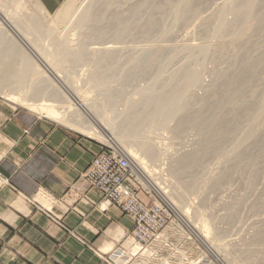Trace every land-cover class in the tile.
Wrapping results in <instances>:
<instances>
[{
	"label": "bare ground",
	"instance_id": "obj_1",
	"mask_svg": "<svg viewBox=\"0 0 264 264\" xmlns=\"http://www.w3.org/2000/svg\"><path fill=\"white\" fill-rule=\"evenodd\" d=\"M74 1L75 0H66V2H63L54 14L57 20L66 22V26L64 27V31L66 33H64L63 30L58 31V27H56L53 23L49 26H43V23H40L41 21L39 22V19L42 16L44 17L45 15H49L39 1V4L36 5V14L32 17H29V14H26V17H22L25 13L18 16L16 13H11L10 11H7V9L2 8L0 5V94H2L9 102L25 105L27 109L32 111L36 110L42 113L45 117L61 122L64 125L66 124L67 127L82 134H86L89 137L94 136L96 138H100L104 140V142H110V145L114 146L115 149L121 151L127 158L130 159L129 161L131 162V166L136 173L135 178L139 183H141L144 189L137 194L139 199H141L140 194H142L143 197L146 198V202H150V198L155 201L160 200L162 202H166L168 206L172 207L174 214L176 213V215L183 221V223L193 233L194 237L202 244L205 250L212 254L214 258H217L219 264H233V261L235 260H233L230 255L228 256L225 248L221 246L222 244H220L221 242L219 241L220 237L218 236V231H213L211 226L209 227L210 224L207 221V218L200 216L199 220H195V216L192 215L194 210L190 209V206L185 204L181 205V203L177 204L178 200H174L180 198V194H175V192L170 190H162L159 186L153 183L148 174H151L154 169L150 168V165L147 164L146 160L154 159L157 154L152 143L144 138L145 136L143 137L141 135V128L145 124L152 127L151 129L166 127L169 120L174 117L177 118L178 125L181 129L188 125L202 127L204 123L203 120L205 118L208 119V123L205 127V131L207 132L201 134V139H199L196 150L189 154H185L183 156L181 155L178 160H175L177 165H180L179 168L181 167L182 169H180L182 171L184 170V172L190 169L193 170V168H199L203 159L208 154L214 152L220 153L218 152L222 149L220 141L224 138H226V140H231L237 129H240V123L244 119L247 121V126L243 132L241 131L243 135L238 138V140L237 137L235 139L234 136L233 140L237 141L234 145L232 144L234 146L233 151L236 152L237 155L239 154L240 149L248 150L249 148L247 149L245 147H247L246 145H249L250 142H253L256 148L259 147L262 143V139H264V89L258 91L256 89L258 86L256 83L261 79L260 77H263L264 55L263 53L259 54L260 52L254 53L252 50L254 48V44H257L253 40L255 34L264 32V0H234L223 4L220 8L219 23L216 25L217 27L215 31L216 34L221 39H223V37L230 36V40H228L227 45L231 49V54L235 57H239L241 55V58L245 57L246 59H242L237 65L231 64L225 71H220L221 73L216 74V78L214 77L216 81L213 85H211L212 87L209 90L207 89L208 92L205 98L198 100L196 104H191V102L195 100V97L190 92V89L194 84H197L196 82L199 80V77L195 69L190 68V66L189 68H182V66L181 68L183 70L180 71L179 69V72L181 73L177 74L176 72V75L179 77L172 76L171 79L168 78V83L162 87L159 95H155L152 86H150L140 91V100H127V98L125 100L126 103H123L126 105L123 122L119 125L120 129H118L117 132L112 131V133L108 131L109 126H111V122L110 118L107 116L106 110H109L110 107L113 106L115 99L118 100V98H115L116 96L114 95V92L112 90H107L101 105H86L87 99L84 98L83 100H79L76 96L79 91L74 90L72 85L65 80L63 75H61L62 70L60 69L59 62L67 59L71 63H87L90 61V57H93L95 60L92 63L93 69H91V86L95 88L109 87L108 85L111 79L108 74L106 75L104 73L102 66H110L115 53L112 50L113 47L111 45H107L108 41H105L107 36L106 34H111L114 39H120L123 33L133 28H140L142 31L150 28V26L155 23V20L154 17L149 16L141 25L134 20V17L138 14L141 5L144 1H146L142 0V2L136 3L130 7L128 5L129 9L126 11L127 14L126 12L124 13L119 11V13L111 12L110 20L108 23L106 22L107 24H105V26L103 25L102 27H98V22L93 23V29L86 34H83V36H85L83 41L77 44L76 47H71L69 46V31L74 30L75 27L82 26L83 23H87L90 21V18L93 20L95 19V21H102V19L106 18L107 12V9H100L97 13H91L86 7H83L80 11L78 7L73 11ZM163 1L164 3L160 2L157 4V8L160 9L163 5L170 3V0ZM203 2V0H180V2L176 4L178 7L176 9V16L183 20L188 19L191 15L197 16L198 13L200 14L199 9ZM226 11H230L234 14V21H226L224 17V13ZM121 13L126 14V19L122 18ZM200 15L199 17H202ZM197 19H199L198 22H204L205 24L209 17L206 19L202 17V20L197 17ZM189 20H187L188 23L191 22H189ZM194 22L196 23L197 21L194 20ZM113 29L115 30L114 32ZM9 31L17 37L19 43H16L13 40ZM62 33L63 35L59 36V34ZM28 35H31L32 37L30 38ZM43 35L50 37V43L48 44L52 46V49L48 48V45L37 42V39ZM90 42L97 44L98 46L88 48L85 43ZM220 45L221 44L217 47L218 50L215 47L216 50H214V52L223 50L221 49L223 46ZM241 50L243 53H241ZM28 52H30L33 57ZM157 53L158 50H146L141 60H139V62L136 60V64H133L132 67L135 66L134 68L139 69V71L151 69L156 61ZM134 58L135 57H133V59ZM220 69L221 68H219V70ZM45 70L49 72L50 76L45 74ZM130 74L131 76H134L132 73ZM28 77H32L33 81L30 89L27 88V82H25ZM126 78L127 77L125 76V80ZM127 80L129 79L127 78ZM68 96L72 99V101L68 98ZM73 101L77 105L75 108H73L74 106L72 107ZM191 105H196L195 111L189 112L192 108ZM205 113H208L209 115L204 116ZM260 132L263 134H260L259 136ZM113 134L117 136L120 144L115 142ZM101 145H103V150L105 148V144ZM229 151L231 152L232 149H229ZM222 153L225 152L222 151ZM222 153L220 155H223ZM251 153L248 152L245 158L239 157V160L241 158V160L244 159L243 161L245 162V166H243L241 171H239L241 173L243 172L247 178L250 173L253 172L250 166L252 165V161H254V157ZM233 156L235 157V155ZM220 158H222V156H219V161L222 160ZM212 164L213 163H211V165ZM221 164L224 165L223 162ZM204 165H206V163ZM208 168L209 172L210 167ZM222 168L221 170L219 169L221 171L220 174L223 173ZM180 169L179 172H176V174L179 178L181 177L180 179H177H179L178 181L184 189H198V183L196 184L197 177L194 176L190 178V176L186 173V177L189 176L190 179L187 178L188 180H186L184 175V180L182 179L183 176H180L182 172ZM215 169L213 170L215 171ZM232 170L233 172L236 171H234V169ZM81 172L78 174L77 182L83 184L79 180ZM235 173H237V171ZM235 173L233 174L236 176ZM214 174H216V171ZM220 174L218 175L220 178L216 179L213 184H220L222 180H225L226 176H221ZM223 174L226 175L225 172ZM239 174L237 175L240 176ZM243 174L242 177L244 176ZM193 175L196 174L193 173ZM261 176L262 175L260 174V177L258 178L260 180L259 184L262 180ZM255 177H257V175ZM206 178L208 179V177ZM211 179L213 180V178ZM253 180L257 182L254 178ZM226 182H229V180H225L224 183ZM263 183L264 182H262V184ZM201 184L203 185L204 193L206 192L204 187L209 185V181L203 180ZM201 184H199V186H201ZM262 184L261 186H263ZM246 185L244 186L246 187ZM257 185L258 184L255 186L256 188H258ZM211 187L212 186L210 185V188ZM214 187L216 186L214 185ZM247 193L249 194V192ZM204 194H202V197H204ZM255 197L254 199H256ZM248 198H250L249 195L247 199ZM100 200L101 193L100 199L95 205L97 208H104L101 206ZM141 200L145 201L143 198ZM249 202H251V200ZM254 204H256L255 201ZM110 207L114 206H107L106 209H99L104 211ZM227 209L229 208H226V210ZM237 209L235 208V210ZM237 212L238 214L236 215H239L240 212ZM229 214L230 213H227V215ZM193 217L194 219L192 220ZM229 219H231V215H229ZM235 219L238 220L237 216ZM230 221L228 224H230ZM175 227L177 226L171 223L167 229H171L175 232ZM263 239L264 228L258 229L253 237V241L260 242ZM116 248L125 249L126 251L132 250L133 252L137 249V246H135L134 239L129 233L119 242ZM254 254L257 259L255 264H264V251H257L254 252ZM239 262L240 261H238V264ZM191 264H194V262H191Z\"/></svg>",
	"mask_w": 264,
	"mask_h": 264
},
{
	"label": "rangeland",
	"instance_id": "obj_2",
	"mask_svg": "<svg viewBox=\"0 0 264 264\" xmlns=\"http://www.w3.org/2000/svg\"><path fill=\"white\" fill-rule=\"evenodd\" d=\"M203 1L204 2L201 4L202 6H200L199 9L201 15L198 13L197 16L191 15L188 17V19L183 20L176 16V9L178 8L176 4L179 3L180 0H170V3L163 5L162 7H160V9L157 8V4L160 2L164 3L163 0H146L141 5V8L138 14L134 17V20H136L141 25L142 23H144V20L146 18L152 16L154 17L155 23L150 26V28H147L143 31L140 28H133L123 33L120 39H114L111 34H106L107 36L105 41H108L107 45H111L113 47L112 50L115 53L111 65L102 66L104 73L106 75L108 74L109 78L111 79L108 85L109 87L95 88L91 86V69H93L92 63L94 62L95 58L90 57V61L87 63H71L67 59L61 60L59 62L60 69L62 70L61 75H63L65 80L72 85L74 90L79 91V93L76 94L79 100H83L84 98L87 99L86 105H101L106 95L105 92L107 90H112L114 92V95L116 96L115 98H118V100L115 99L113 106L110 107L109 110H106L107 116L110 118L111 122V126H109L108 128V131L110 133H112V131L117 132L118 129H120L119 125L123 122V117L126 110V105L123 103H126L125 100L127 98V100H140V91L150 86H152L154 94L159 95L162 87L166 83H168V78L171 79L172 76H178L176 75V72L177 74L181 73L179 72V69L180 71H182V68H189L190 66V68L195 69L197 71L199 80L196 82L197 84H194L192 86V88H194L190 89V92L195 97V100H193L191 104H196L198 100L206 97L208 90L212 87L211 85H213L216 81V74L225 71L227 68H229V65H237L239 62H241L242 59H246L245 57L241 58V55L239 57H235L231 54V49L227 45L228 40H230V36H226L221 39L215 32L217 27L216 25L219 23L220 8L223 4L234 0ZM63 2H66V0H64ZM140 2H142V0H75L73 11L78 7L79 11L83 7H86L87 10L89 9L91 13H97V11L100 9H107V12L106 18L102 19V21H95V19L93 20L92 18H90V21H88L87 23H83L82 26L75 27L74 30L69 31V46L76 47L77 44L83 41V39L85 38L83 34H86L87 32H90L93 29V23L98 22V27H102L103 25L105 26V24H107L110 20L111 12L119 11L125 13L129 9L128 5L130 7ZM38 4V0H0V5L2 8L7 9V11H10L11 13H16L18 16L25 13V15H23L22 17H26V14H29V17L34 16L37 11L36 5ZM54 14L55 12L49 15H45L44 17L42 16L39 19V22L41 21L40 23H43V26H49L53 23L56 25V27H58V31H64L66 22H61L57 20ZM126 14L121 13L122 18L126 19ZM199 15L205 19L209 17L205 24L204 22H198L199 19H197V17L202 20V17H199ZM224 17L228 22H232L235 20L234 14L230 11H226L224 13ZM187 20L191 22L188 23ZM194 20L197 22L195 23ZM114 31L115 30L113 29V32ZM9 32L13 40L16 43H19L17 37L11 31ZM64 33L66 32L64 31ZM60 35H63V33L59 34V36ZM28 36L30 38L32 37L31 35ZM253 40L257 44H254V48L252 51L254 53L260 52L259 54L263 53L264 55V32L255 34ZM49 41L50 37H47L45 35L37 39V42L43 43L44 45H48V48L52 49V46L48 44L50 43ZM85 44H87L88 48L98 46L97 44H93L92 42ZM219 44H221L220 46H223L221 48L223 50H220L219 52H214V50L219 47ZM146 50H158L157 58L152 68L146 70L147 72L139 71V69H135V66L132 67V65H135L137 61L139 62V60H141ZM28 53L30 54V52ZM241 53H243L242 50ZM133 57L135 58L133 59ZM219 68L221 69L219 70ZM130 73H132L134 76H131ZM45 74L50 76L49 72L46 70ZM125 76L129 80H127V78L125 80ZM262 76L263 77H260L262 80L260 79L256 83V85L259 86H257L256 88L258 91L264 89V73ZM25 82H27V88L30 89V87L32 86L31 83H33L32 77L26 78ZM68 98L72 101L69 96ZM0 99L5 100L2 94H0ZM72 104V107L74 106L73 108H75V106L77 107L74 101L72 102ZM13 105L26 108L25 105L18 103H15ZM191 107L192 108L189 112L195 111L196 105H191ZM33 111L38 115L44 116L42 113L36 110ZM208 115V113H205L204 116ZM207 120V118L203 120L204 123L202 127L196 125H188L182 129L179 127L178 120L176 117L171 118L167 123V126L162 128L151 129L152 127L145 124L141 128V135L143 137L145 136L144 138H146L147 140H149V142L152 143L157 154L154 159L146 160L147 164L150 165V168L154 169V171L151 172V174L149 173L148 175L151 177L153 183L159 186L160 189L170 190L172 192H175V194H180V198L174 200H178L177 204L181 203V205L185 204L187 206H190V209L194 210L192 212V215L195 216V220H199L200 216L207 218V221L210 224L209 227L211 226L213 231H218L217 233L220 237L219 241L221 242L220 244H222L221 246L225 248L228 256L230 255L233 260H235L233 261V264H238V261H240L239 264H255L257 259L255 258L254 252L264 251V239L260 242L253 241V237L255 236L257 230L264 228V183L262 184V182H264V139H262L263 144L261 143L262 145L260 144L258 148L255 147V144L253 142H250L249 145H246L247 147L244 146L247 149L249 148L248 150L240 149L239 154L236 155V152L233 151V145L238 140V138L243 135L242 132L247 126V121H245L244 119L240 123L242 128L240 127V129H237L234 135L235 139L237 137V140H233L234 136L231 140H226V138L222 139L220 141V146L222 149L218 151L220 153L214 152L208 154L207 156L209 157L206 156L207 158L205 157L203 159L202 164L199 168H193L194 171L190 169L184 172V170H181V167V169L179 168L180 165H177L175 160H178L181 155L183 156L196 150L197 145L199 143V139H201V134L207 132L205 131V127L208 123ZM58 124L64 126V124L61 122H58ZM260 134L262 135L263 133L260 132L259 136ZM113 137L115 142H118L120 144L119 140L117 139V136L113 134ZM90 138L98 141L100 145L102 143L105 145L111 144L110 142H104V140L96 138L94 136H91ZM229 149H232L231 152L233 153H231ZM222 151L226 154L222 153ZM247 151L249 153L252 152L251 154L254 157L253 160L255 161H252V165L250 167L252 168L253 172L250 173L248 178L243 174V172H240L243 166H245V162L243 161L244 159L241 160V158L246 157L248 153ZM221 153L223 155H220ZM233 155H235V157ZM219 156H222V158H220L222 160L220 161ZM239 157H241L240 160ZM222 162L224 163V165L221 164ZM205 163L207 166L204 165ZM211 163H213V166L211 165ZM211 166L213 169L217 168L215 169L216 174H214L215 171L211 168ZM208 167H210V170L212 169L211 171L209 170V172ZM221 168L223 173L225 172L226 175H224L223 173V175L220 174ZM179 169L180 171H182L180 176H183L182 179L184 180V175L185 177L187 176L186 173L190 176V178L194 176L197 177L196 184L198 183L197 187L200 188L196 189L198 191L184 189V187L178 181L181 177L179 178V176H177L176 174V172H179ZM232 169H234V171L236 170L237 173H235L236 171L233 172ZM193 173H195L196 175H193ZM233 173H235L236 176ZM213 174L214 176L217 175L215 176L217 178H215ZM219 174L221 176H226L225 180H229V182L224 183L225 180H222L220 184H213L216 179L220 178V176L218 177ZM237 174H239L240 176H238ZM242 174L245 177H242ZM260 174L263 176H261L263 181L261 180V183L259 184L260 180L258 178L260 177ZM254 175H257V177H255ZM189 176L186 177V180L190 179ZM232 176L235 178H233ZM206 177H208V179ZM211 178H213V180ZM249 178H251L252 180ZM253 178L257 180V182L254 181ZM203 180L209 181V185H207V187H204L206 189V192H204L205 194L203 193V185L201 184ZM199 184H201V186H199ZM256 184H258L257 187L259 189L255 187ZM261 184L263 186H261ZM210 185L212 186L211 188ZM214 185L216 187H214ZM244 185H246V187ZM252 188L254 189V191ZM247 192H249V194ZM202 194H204V197H202ZM252 194H256V197ZM248 195L250 196V198L247 199ZM140 197L141 199L143 198L145 199V201H147L142 194H140ZM254 197L256 199H254ZM249 199L251 200L252 204L251 202H249ZM254 201L258 205L254 204ZM226 208L229 209L226 210ZM235 208L238 209L235 210ZM237 211H239L241 214L239 213V215H236L238 214ZM227 213H230L229 215H231V219H229V215H227ZM236 216L238 220L235 219ZM193 219L194 217L192 218V220ZM229 221L230 224H228Z\"/></svg>",
	"mask_w": 264,
	"mask_h": 264
},
{
	"label": "crops",
	"instance_id": "obj_3",
	"mask_svg": "<svg viewBox=\"0 0 264 264\" xmlns=\"http://www.w3.org/2000/svg\"><path fill=\"white\" fill-rule=\"evenodd\" d=\"M38 1L51 14L64 0ZM13 104L0 99V264H109L132 218L77 182L102 146Z\"/></svg>",
	"mask_w": 264,
	"mask_h": 264
},
{
	"label": "built area",
	"instance_id": "obj_4",
	"mask_svg": "<svg viewBox=\"0 0 264 264\" xmlns=\"http://www.w3.org/2000/svg\"><path fill=\"white\" fill-rule=\"evenodd\" d=\"M104 147L92 157L79 180L100 191L104 208H99L114 206L132 218L130 235L137 249L115 248L113 256L103 260L109 264H219L166 202L137 197L144 189L135 178L130 159L112 145ZM171 223L177 226L175 232L167 229Z\"/></svg>",
	"mask_w": 264,
	"mask_h": 264
}]
</instances>
